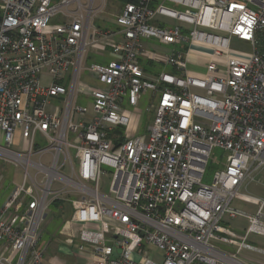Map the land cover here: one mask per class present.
Returning a JSON list of instances; mask_svg holds the SVG:
<instances>
[{"label": "built area", "instance_id": "obj_1", "mask_svg": "<svg viewBox=\"0 0 264 264\" xmlns=\"http://www.w3.org/2000/svg\"><path fill=\"white\" fill-rule=\"evenodd\" d=\"M152 1L0 0V160L23 168L0 206V264H44L55 200L71 205L60 232L82 264H249L214 243L264 235V217L232 205L264 210L241 192L264 169V0ZM142 61L171 69L148 77ZM215 147L223 166L203 183ZM237 216L242 237L228 225Z\"/></svg>", "mask_w": 264, "mask_h": 264}, {"label": "rangeland", "instance_id": "obj_2", "mask_svg": "<svg viewBox=\"0 0 264 264\" xmlns=\"http://www.w3.org/2000/svg\"><path fill=\"white\" fill-rule=\"evenodd\" d=\"M162 0H154L151 2V7H155L159 3H161ZM163 4L167 7L181 10L183 9L180 5H176L169 1H163ZM157 19L159 21L164 22V26L173 27V26H182V23L177 21L176 19H169L163 16H158ZM105 22L96 21V24L102 26ZM108 26L113 27L114 25L111 23H106ZM209 31V30H207ZM213 33H220L216 31H209ZM223 34V33H220ZM145 43H156L159 45H155L156 49L158 50H168L169 47L172 45L169 43H160L157 40L154 39H144ZM231 47L233 49L249 52L251 51V46L246 43L239 41L237 39L231 40ZM203 56L202 58H205ZM100 59V56L97 55H90L89 58L85 60V64H90L93 62H97ZM206 59V58H205ZM143 64L147 61H142ZM153 66L157 69H163L164 71H169L171 68L167 65H161L159 63H153ZM193 67L192 64H190V67ZM194 68V67H193ZM151 100L150 93H145L140 102L139 107L142 109V115L139 123V133H142L145 131V128L147 126V123L149 121V118L151 115L145 110L147 105L149 104V101ZM56 100H53L55 102ZM76 103L79 106H82L87 109L88 115L90 113V99L79 95L76 99ZM87 115V116H88ZM17 145V140L14 139V146ZM47 156H44L46 159ZM225 159V151L219 147H215L211 150L208 162L206 164L204 174L202 177L203 183H210L212 181V178L214 176V173L216 170L222 168L223 162ZM103 170L107 172V176H109V173L113 171V168L110 166L103 165ZM264 171V170H263ZM261 171L258 172L256 175L255 180L248 182L246 189L242 188L241 192L249 194L254 197L262 198L264 199V175H259ZM0 174L3 175V177H7V180L11 183V188L13 186L18 185L23 176V168L20 165H15L14 163L10 162H4L0 160ZM105 176L103 178L104 186L103 189H107L108 187V177ZM232 205L240 210L245 211L246 213H251L255 215H259L260 217H264V210H259L258 207L254 204L243 202L239 199H234L232 201ZM62 207V211L60 208ZM72 211L71 205L67 201H62L60 204H53L50 206V212L48 220L43 225L42 230V236L40 241L37 244V249H41L44 247V245H47L44 255H43V263L44 264H50V262L53 261L56 264H82V261L75 258L74 256L67 253V248L70 246L68 242L66 241V236L62 234L61 227L63 225H59L62 223L65 218H67L68 214ZM247 219L242 216H237L236 218L228 219V225L234 230L235 233L239 234L241 237L245 235V230L247 227ZM241 242V247H236L228 244L218 243L215 242V246L226 252V253H234L236 254L237 258L240 260H246L249 262V264H264V235L260 234H248L246 235L245 239H239ZM77 242V240L73 241ZM82 244L87 247V243L82 242ZM146 249L149 250L150 256H155L156 254H159V249H157L153 245H145ZM257 247V248H256ZM259 247V249H258ZM135 259H139L140 256L135 254ZM249 258V259H244Z\"/></svg>", "mask_w": 264, "mask_h": 264}, {"label": "crops", "instance_id": "obj_3", "mask_svg": "<svg viewBox=\"0 0 264 264\" xmlns=\"http://www.w3.org/2000/svg\"><path fill=\"white\" fill-rule=\"evenodd\" d=\"M203 60H206V59H203ZM193 62H191L192 64ZM144 66V70H145V73L148 77H152L153 75H155L156 73H158L159 71H164L163 69H157L153 66V64L151 63H148V62H145L143 64ZM191 68H193L191 66ZM203 68V65L202 63L199 65V70H201ZM264 170V169H263ZM261 170V172L259 173V175H264V171ZM11 183L9 180H7V177H3V180L0 182V206L2 205L3 201L5 200V198L7 197L8 193L10 192V190L12 189L11 188ZM243 193V192H242ZM264 200V199H263ZM72 214V211L68 214L67 218H65L64 220L62 221H65L66 219L70 218ZM63 223V222H62ZM62 223H60L59 225H62ZM230 226V225H229ZM0 247H1V244H0ZM257 248V247H256ZM259 249V247H258ZM244 259H249V258H244ZM243 262L245 263H249L247 262L246 260H242Z\"/></svg>", "mask_w": 264, "mask_h": 264}, {"label": "trees", "instance_id": "obj_4", "mask_svg": "<svg viewBox=\"0 0 264 264\" xmlns=\"http://www.w3.org/2000/svg\"><path fill=\"white\" fill-rule=\"evenodd\" d=\"M116 131L120 133L121 129H120V128H116ZM61 202H62L61 200H55V201L52 203V205H53V204L57 205V204H60ZM60 210H61V211L63 210L62 207L60 208Z\"/></svg>", "mask_w": 264, "mask_h": 264}, {"label": "bare ground", "instance_id": "obj_5", "mask_svg": "<svg viewBox=\"0 0 264 264\" xmlns=\"http://www.w3.org/2000/svg\"><path fill=\"white\" fill-rule=\"evenodd\" d=\"M193 48H196V46H195V47H193Z\"/></svg>", "mask_w": 264, "mask_h": 264}]
</instances>
